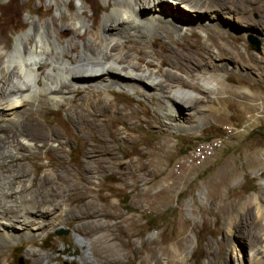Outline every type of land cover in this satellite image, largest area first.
Listing matches in <instances>:
<instances>
[{"label":"rangeland","instance_id":"374dc122","mask_svg":"<svg viewBox=\"0 0 264 264\" xmlns=\"http://www.w3.org/2000/svg\"><path fill=\"white\" fill-rule=\"evenodd\" d=\"M200 1L206 6L201 11L227 6L238 10L241 17L230 30H194L185 43H180L182 37L174 32L168 38L159 37V33L148 39L139 36L127 40L122 51L124 56L136 54L133 63L138 62L137 55L142 57L146 72H155L167 82L165 87L170 84L163 97L150 99L142 88L132 92L94 86L72 98V114L50 105L35 108L46 140L10 165L25 169L24 182L33 178L28 192L39 189L41 180L49 176L41 199L46 203L52 200L55 205L60 202L69 217L64 226L41 238L6 244L3 264H91L85 253L89 246L83 249L77 234L92 243L94 258L100 264H139L153 252L161 260L169 254L172 264H204L200 253L207 243L216 254L236 264L223 245L225 223L234 208V218L241 213L250 197L257 195L264 202V32L254 33L251 27L264 23V6L259 9L264 1ZM82 4L86 6L84 17L91 19L88 29L96 26V34H101L102 18L111 10L102 0H0V38L10 42L13 49L18 38L29 31V21L62 23V17L69 16L76 23L78 5ZM4 5H12L19 12L3 13ZM18 23L25 26L16 27ZM158 24L163 28L164 23ZM140 31L147 33L145 28ZM207 34L218 48L208 50ZM65 39L70 41L71 34ZM185 49L192 53L195 63H201L199 67L179 60L177 53ZM70 59L75 61L74 56ZM171 73L179 78L169 76ZM205 76L220 83L217 96L204 90L201 78ZM175 88L196 91L200 102L181 96L184 105L176 104L175 110L187 124L171 127L163 113L167 106L164 96L172 95ZM107 96L109 101L101 103L102 107L93 105L95 101L104 102ZM197 110L203 112L200 119L195 118ZM223 126L234 130L223 147L203 164L187 165L191 147L220 136ZM103 140H108L110 148L105 168L94 163L95 157L87 156V150ZM117 163H123L121 172ZM89 205H94L95 214L87 211ZM179 244L183 260L175 255ZM29 249L39 252L30 255ZM243 260L247 263L248 251Z\"/></svg>","mask_w":264,"mask_h":264},{"label":"bare ground","instance_id":"6f19581e","mask_svg":"<svg viewBox=\"0 0 264 264\" xmlns=\"http://www.w3.org/2000/svg\"><path fill=\"white\" fill-rule=\"evenodd\" d=\"M63 1L71 3L72 0ZM79 1L82 2V0ZM102 1L105 3L103 5L108 6L111 10L107 11L104 16L102 15L101 34H96V26L93 30L88 29V22L91 19L85 18L86 6L82 4L78 5L76 23L72 22L73 19H68L69 16L62 17V23L56 21L48 23L42 20L29 21V31L18 38L17 45L13 49L10 42H4L0 38V264H3V258L8 250L5 248L6 244L14 245V242L23 239L41 238L44 233L64 226L69 217L60 202L55 205L52 200L46 203L41 199V190L50 182L49 176L42 177L39 189L28 192L27 189L33 182V178L24 182L25 169L10 165L23 159L26 152L36 150L37 143H43L46 140V135L40 131L42 126L38 115L33 112L35 108L50 105L63 108L72 114L70 112L74 110L72 104H75L72 98L81 94L84 89L89 90L94 86L104 90L113 87L132 92L142 88L148 91L150 99L155 95L163 97L162 94H165V90L169 88L170 84L165 87L166 81L163 82L155 72L152 70H150L152 72H146L143 69L145 63L142 57L137 55L138 62L133 63L131 59L136 54L123 55L122 51L127 46H125L127 40L136 39L139 36L142 39H148L149 36L157 33H159L157 34L159 37L168 38L174 32L182 37L179 42L185 43L187 38L192 36L194 30L205 29V32L216 28L230 30L241 17L238 10L227 8V6H219L208 12L201 11L200 9L206 8V6L200 0ZM258 1L262 3V0ZM211 5L209 4V6ZM196 6L200 8L198 9ZM263 6L264 3L260 5L259 9H262ZM91 8L93 14H96L97 11L93 7ZM1 10L3 13L6 10L14 13L19 12L12 5H4ZM48 10L44 12L48 13ZM192 13L199 15L194 17ZM207 20H210L212 24ZM159 22L164 23L163 28H160ZM244 25L249 27L250 23L244 22ZM261 25L251 24L254 33L256 31L264 32V25ZM24 26V24H16V27L23 28ZM141 28H145L147 33H141ZM68 34L72 36L70 41L65 39ZM135 39L134 41L140 42ZM207 40L208 50L218 48L217 42L208 34ZM170 43L173 44L172 41ZM191 51L196 52L194 48H191ZM73 56L75 61L70 59ZM177 56L179 60L189 61L190 67L201 65V63H195L192 53L186 49L177 53ZM145 66L148 67V65ZM169 76L179 78L173 73ZM201 79L206 92L216 96L221 92L220 83L215 78L205 76ZM175 90L172 95L164 96L167 106L163 113L171 127L173 124L183 126L187 124L180 119L175 110L176 104L184 105L181 96L186 99L190 97L193 103L200 102V98L197 97L200 94L196 91L181 88H175ZM108 101L109 96L104 102L95 101L93 105L102 107L101 103L106 104ZM191 106L187 105L188 108ZM202 113L201 110H197L194 113L195 118L200 119ZM107 141L103 140L98 146L87 150V156L95 157L94 163L102 168L106 167V152L110 154ZM32 142L36 144L32 145ZM122 164L117 163L121 168L119 172L123 170ZM16 183H18L17 186L14 185ZM13 194L16 195L14 199L10 198V195ZM89 206L87 211L95 214L94 205ZM235 213L234 208L232 216L225 223V231H222L225 234L223 245L227 248V254H225L230 257L234 256L236 264H264V202L257 195L252 196L245 203L241 213L234 218L233 214ZM100 225L101 228H106L105 224ZM98 228L100 229V227ZM76 238L83 249L89 246L85 250L88 257L86 259H89L91 264H100L94 258L92 243L79 234L76 235ZM239 238L243 239V243H238ZM236 244H239V247ZM246 251H248L247 263L243 260V254ZM38 252L35 249H29L27 253L35 255ZM182 252V244H179L175 253L177 259H184ZM165 256L164 260H161L153 252L151 258L142 259L139 264H172L173 258L169 254ZM200 258L206 260L204 264H232L231 258L224 259L216 254L211 243L204 246ZM49 260L52 259L49 258Z\"/></svg>","mask_w":264,"mask_h":264},{"label":"built area","instance_id":"2783aa9c","mask_svg":"<svg viewBox=\"0 0 264 264\" xmlns=\"http://www.w3.org/2000/svg\"><path fill=\"white\" fill-rule=\"evenodd\" d=\"M233 133L234 130L232 128L223 126L220 136L197 142L188 151L185 163L189 166H199L203 164L206 160L210 159L217 150L223 147L224 142L228 140Z\"/></svg>","mask_w":264,"mask_h":264},{"label":"water","instance_id":"95a60500","mask_svg":"<svg viewBox=\"0 0 264 264\" xmlns=\"http://www.w3.org/2000/svg\"><path fill=\"white\" fill-rule=\"evenodd\" d=\"M57 235H58V236H60V235H61V233L59 232V233H57Z\"/></svg>","mask_w":264,"mask_h":264},{"label":"trees","instance_id":"16d2710c","mask_svg":"<svg viewBox=\"0 0 264 264\" xmlns=\"http://www.w3.org/2000/svg\"><path fill=\"white\" fill-rule=\"evenodd\" d=\"M126 202H128V200Z\"/></svg>","mask_w":264,"mask_h":264}]
</instances>
